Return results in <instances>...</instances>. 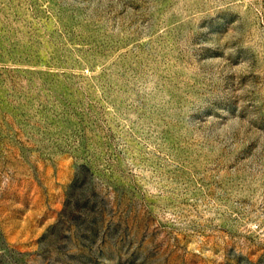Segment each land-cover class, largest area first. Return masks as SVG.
I'll return each instance as SVG.
<instances>
[{
	"label": "rangeland",
	"instance_id": "1",
	"mask_svg": "<svg viewBox=\"0 0 264 264\" xmlns=\"http://www.w3.org/2000/svg\"><path fill=\"white\" fill-rule=\"evenodd\" d=\"M0 264H264V0H0Z\"/></svg>",
	"mask_w": 264,
	"mask_h": 264
}]
</instances>
